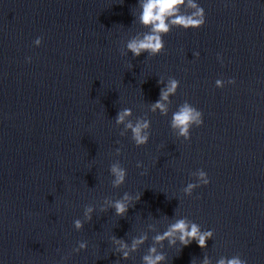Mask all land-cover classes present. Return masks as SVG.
Masks as SVG:
<instances>
[{"label":"clouds","instance_id":"9594fccd","mask_svg":"<svg viewBox=\"0 0 264 264\" xmlns=\"http://www.w3.org/2000/svg\"><path fill=\"white\" fill-rule=\"evenodd\" d=\"M137 12L133 16V23H137L142 30L137 31L134 35L129 36L122 41L121 55L127 56L131 53L133 58H138L142 54H147V58L156 57L165 50L164 37L171 33L174 28L183 29H200L206 23V13L204 8L197 0H138ZM43 42V37H37L33 44L39 47ZM199 52H194V57H199ZM31 62V57L26 58ZM217 60L223 64V57L217 54ZM133 68L132 64H129ZM160 87L159 98L152 103H148V109L151 113H159L161 116L167 117L171 110V97L175 96L180 81L175 77H159L157 81ZM235 78L227 80L217 79L215 81L216 88H224L226 85H235ZM204 114L196 106L185 100L178 105L175 111H172L169 121L170 128L178 140L190 141L191 130L199 128L204 124ZM115 125L120 128L119 135L127 136L131 133L130 139L136 147H143L148 144L151 137V120L147 114L133 118L131 108H121L118 110L114 118ZM122 126V127H121ZM119 143V141H117ZM122 154V148L115 149V155L119 157ZM137 168H143L142 162H137ZM109 174L112 177L111 186L114 189L120 188L125 184L127 179V169L117 159L109 165ZM147 174V169L141 175ZM193 177V182L187 183L181 189L185 196L191 197L195 189L207 186L211 180L208 173L203 169H197L190 173ZM139 194L133 195L129 192H124L120 198L113 199L105 197L102 203L99 204V212L105 213L113 210L114 215L120 218H125L128 215L130 208H134L136 203L140 201ZM198 198V197H197ZM97 210V206L88 204L84 206L83 217L73 221V226L76 231H81L85 223L93 219V213ZM164 223L166 228L160 232L157 224ZM149 233H155L151 236L152 243L147 248L145 254L141 257V264H166L167 255L163 251L165 242L168 247H175L177 244L184 247L195 242L202 250L208 248L207 242L214 239L213 230H204L202 226L187 216H180L178 207L174 210L172 218L164 215L162 220H157L155 223H148L146 230L141 231L138 235L132 236L130 242L124 238H117L113 235L110 240L113 246V254H119L120 259L129 260L133 258V254L138 252L141 247L149 240ZM88 247L87 241H78L77 246L72 249V252L79 253L86 250ZM68 257H62L66 260ZM113 264H119L116 260ZM191 264H196L192 258ZM200 264H213V259L207 254L203 255ZM215 264H248L242 255L237 253L233 256H221L215 260Z\"/></svg>","mask_w":264,"mask_h":264}]
</instances>
